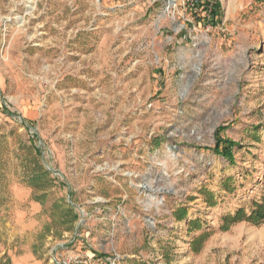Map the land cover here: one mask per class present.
<instances>
[{"label":"rangeland","instance_id":"374dc122","mask_svg":"<svg viewBox=\"0 0 264 264\" xmlns=\"http://www.w3.org/2000/svg\"><path fill=\"white\" fill-rule=\"evenodd\" d=\"M219 5L0 0V264H264L222 229L264 194V0Z\"/></svg>","mask_w":264,"mask_h":264},{"label":"trees","instance_id":"16d2710c","mask_svg":"<svg viewBox=\"0 0 264 264\" xmlns=\"http://www.w3.org/2000/svg\"><path fill=\"white\" fill-rule=\"evenodd\" d=\"M198 1H199V6H206L208 4V0H198ZM214 7L215 8L213 9L210 17L212 19H214L216 16L219 15V11H220L219 1L214 5ZM6 112L9 115H12L8 110H6ZM216 139H217V143L214 148V151L220 154L221 156H223L228 161L233 162V147L236 145V143L230 140L222 139L220 137H217ZM47 174L48 172H43L42 174H39L32 178L33 181H31L30 184L34 190L39 189L38 185H36L37 182L36 179L39 180L41 176L46 177ZM208 196L212 197V194L209 193ZM45 198H46L45 194L41 196H36L37 201H41V202H43ZM209 199L211 198H208V201L210 202ZM211 203L215 204V202H211ZM54 205L56 209L62 208L63 216H64L63 221L69 224L68 229H70L74 225L75 221L78 219V215L74 212V207L70 204H67L66 207L63 208L62 205L60 206V202H56ZM185 214L186 212L184 211L179 219L184 218ZM240 222H248L250 224L257 226L264 223V194L259 200L253 202L249 212H247L245 208H240L233 215H227L226 217H224V225L222 226V229L226 230L230 226ZM190 225L195 227L196 229L200 228L198 222L195 221L190 222ZM204 236H206V234L201 235V237ZM196 240L197 239L193 240L192 243L195 242ZM195 249L197 248H194V250Z\"/></svg>","mask_w":264,"mask_h":264},{"label":"built area","instance_id":"2783aa9c","mask_svg":"<svg viewBox=\"0 0 264 264\" xmlns=\"http://www.w3.org/2000/svg\"><path fill=\"white\" fill-rule=\"evenodd\" d=\"M188 1L190 2V6H192L195 10L203 9L204 12L206 13V16L210 18L211 14H212V11L215 8L214 5L219 0H208V4L206 6H199V1L198 0H188Z\"/></svg>","mask_w":264,"mask_h":264},{"label":"water","instance_id":"95a60500","mask_svg":"<svg viewBox=\"0 0 264 264\" xmlns=\"http://www.w3.org/2000/svg\"><path fill=\"white\" fill-rule=\"evenodd\" d=\"M174 2V0H170V4H172Z\"/></svg>","mask_w":264,"mask_h":264}]
</instances>
